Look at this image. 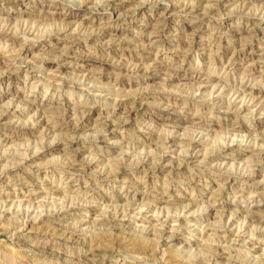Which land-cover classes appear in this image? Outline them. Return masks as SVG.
<instances>
[{
    "label": "rangeland",
    "instance_id": "374dc122",
    "mask_svg": "<svg viewBox=\"0 0 264 264\" xmlns=\"http://www.w3.org/2000/svg\"><path fill=\"white\" fill-rule=\"evenodd\" d=\"M57 1L0 0V264H264V167L249 181L264 152V0H121L118 23ZM195 2L199 19L152 31L170 3ZM55 141L71 149L43 153Z\"/></svg>",
    "mask_w": 264,
    "mask_h": 264
},
{
    "label": "bare ground",
    "instance_id": "6f19581e",
    "mask_svg": "<svg viewBox=\"0 0 264 264\" xmlns=\"http://www.w3.org/2000/svg\"><path fill=\"white\" fill-rule=\"evenodd\" d=\"M9 2H14V3H18V0H8ZM90 1L91 0H85L84 2L85 3H81V5L79 6V11H81V14H83V15H81V16H87V15H92V14H95V15H98V17L99 16H104V17H106V19L107 20H110V21H112V23H118V21H122L123 20V18H126L125 17V14L124 15H121V14H119V13H117L116 12V10H117V7L119 6V2L121 1V0H96V3H95V5L93 6H88L89 5V3H90ZM224 0H212V2L216 5V6H221L222 5V2H223ZM57 2H61V0H59V1H57ZM92 2V1H91ZM197 3L198 2H195V3H193V4H190V6H186L185 7V10L182 12L181 11V13H179V11L178 10H176V8H174L172 5H173V3H170V5H168L167 6V8L165 9V13L161 16V19L160 20H158L157 22H156V24L154 25V27L155 28H153L152 29V31L153 32H155V31H157L158 33H160V34H162V33H164L165 32V30H168L169 29V23H170V21H172V20H174L175 18L174 17H176V16H178V14L180 15V14H183V15H185V16H192V17H195V18H197V19H199V16H198V14H196L195 12H197L196 11V7H198V5H197ZM213 4V5H214ZM199 11V10H198ZM263 17H261V19L258 21V25L254 28V31H256L255 33H257V34H260V35H262V36H264V14L262 15ZM252 19V18H251ZM201 20V19H200ZM254 27V26H253ZM261 28V30H258V28ZM80 29H81V27L79 26V29H75V30H73V31H70V33H68V31L69 30H71V29H69L68 28V25L66 24L65 26H64V24H63V27H62V33H64V34H68V35H70V34H74L75 36H81L82 38H87L88 40H92V41H94V42H96V41H98V40H100L101 39V37L102 36H106V35H108L109 33L106 31L105 32V30H96V31H92V29L91 30H89L90 32H88L87 33V31H86V34H85V32L84 33H81V32H79L80 31ZM103 29V28H102ZM252 31V30H251ZM108 33V34H107ZM117 33V32H116ZM111 34V33H110ZM109 34V35H110ZM194 34H196V31H193V33L191 34L192 36H194ZM117 35H119L118 33H117ZM67 36V35H66ZM67 39H69V38H67ZM74 39V38H73ZM71 40V38L69 39V41ZM80 40H81V38L80 39H76L75 41H71L72 43H73V45L72 46H69V47H67V49L65 50L66 52H65V54H69L70 56H72V52L71 51H73V52H75L74 50H77V49H79L80 47L78 46L79 44H80ZM100 42H101V40H100ZM119 41L118 40H115V39H113V38H111L110 37V39H108L107 40V42H106V44L107 45H115V44H120V43H118ZM102 43V42H101ZM154 43V42H153ZM123 44V43H122ZM81 45H82V43H81ZM246 49L247 48H242L241 47V49L240 50H238V51H234L233 52V54H231L230 56V58L231 59H229L228 60V64H231V63H233V61H235V62H238V59L241 57V55H245V52H246ZM146 50V48L145 47H142L140 50H139V56H140V53H143L142 51H145ZM223 50V49H222ZM228 50V49H227ZM227 50H225V51H222V53L220 52V54H222V57H223V60H225L226 59V57H227ZM137 51V50H136ZM22 50L21 51H16V52H14V53H12V54H22ZM138 53V52H137ZM183 53V52H182ZM190 53H192L190 50H187L186 51V55L187 54H190ZM247 53V52H246ZM184 54V53H183ZM16 58V57H15ZM78 59H79V57H78ZM81 59L83 60V58L81 57ZM227 60V59H226ZM233 60V61H232ZM43 61V60H42ZM69 61V60H68ZM67 60L66 61H64L63 63H57L58 64V66H59V72H61L62 70V68L63 67H68V66H72V67H74V64L73 63H71V62H68ZM46 62H48V61H46ZM235 62H234V64L233 65H235ZM84 63V62H83ZM156 63V62H155ZM254 63V62H253ZM83 65V64H82ZM137 66V65H136ZM255 66V64H251V65H248L247 67L248 68H250V69H248L247 70V72H252L254 69H253V67ZM152 67V66H151ZM141 68H143V67H140V65H139V70L141 69ZM135 71H137L138 72V69L136 70L135 69ZM180 71H182V70H180ZM136 72V73H137ZM186 72V71H185ZM15 73H12V75H14ZM97 75H99V74H101V72H99V73H96ZM181 74V73H180ZM94 75V74H93ZM138 75V74H137ZM190 76V77H189ZM247 76H251V75H247ZM191 78L192 80H195V81H199L201 84H200V88L199 89H203V88H205V87H207L208 88V84L207 83H210L209 82V80L210 79H208V78H201V76H193V75H185V76H183V78ZM33 78V77H32ZM36 78L38 79V77L36 76ZM36 79V80H37ZM215 88V87H214ZM217 88V87H216ZM215 88V89H216ZM215 89H212V90H215ZM217 90H219V89H217ZM216 90V91H217ZM220 91V90H219ZM219 91H217V92H219ZM213 92V91H212ZM217 92H216V95H217ZM214 93V92H213ZM222 94V93H221ZM240 96H241V94H240ZM117 102H118V100H117ZM253 102H255V103H258V105L257 106H262V107H264V104H262V103H260V101H259V97L258 98H253ZM119 103V102H118ZM252 104V103H251ZM235 105V104H234ZM238 105V104H237ZM115 106V105H114ZM120 106V105H119ZM251 106V105H250ZM34 107V106H33ZM242 107H247L246 105H243ZM51 110H53L52 108H50ZM48 107H46V106H39V109L38 110H36V112L34 113V118L36 119V121L39 123V125L41 124V123H47V120H48V118L50 117V115L51 114H49L50 112H51V110H50ZM98 109V107H91V108H88L85 112H84V114H83V122H82V125H87L88 123H89V121H90V115L94 112V111H96ZM35 110V109H34ZM121 110V109H120ZM127 110H128V108H127ZM16 111V110H15ZM119 111V110H118ZM8 114L9 113H6V112H3L2 113V115H0V122H2V121H5L9 116H8ZM126 114V113H125ZM129 115H131V112L129 111ZM134 115H135V113H134ZM133 115V116H134ZM11 116V115H10ZM126 117V116H125ZM132 117V116H131ZM125 119H127V118H125ZM130 119V118H129ZM96 123V122H95ZM98 123V122H97ZM96 123V124H97ZM130 123V122H129ZM1 124V123H0ZM96 124H95V126H96ZM99 125V124H98ZM125 126V125H124ZM80 127V126H79ZM107 127V126H106ZM84 128V127H83ZM60 129V128H59ZM81 129V128H80ZM55 132V131H54ZM107 132V133H106ZM114 134V132L113 131H110V129H108V130H106V129H104V132L100 135V139H101V141L102 142H106L105 140H107L110 136H112ZM174 139V138H173ZM172 140V139H171ZM197 140V139H196ZM63 140H61V142H62ZM60 141H55V142H53L46 150L44 149V152L43 153H52V152H57V151H67V150H70L71 149V146H70V144H62ZM70 142V141H69ZM174 142V141H173ZM200 141H198L197 143H199ZM71 143V142H70ZM108 143V146L109 147H113L114 146V144H112V143H110V142H107ZM75 144V143H74ZM172 147H174V146H172ZM230 147V146H229ZM170 148V147H169ZM195 149V148H194ZM169 150V149H168ZM253 150V149H252ZM229 151V150H228ZM256 151V150H255ZM76 152V153H75ZM74 153L75 154H78V151H75ZM168 154H169V152H168ZM75 156V155H74ZM78 156V155H77ZM198 155H197V153L195 154V155H193V158H196ZM255 158H258V160H256L257 161V163H255V165L253 164V166L255 167L254 168V172H252L253 174L251 175V176H249V181H251L254 177H256V176H258L259 175V173L263 170V167H264V152H262L260 149H259V151H257V153L255 154ZM164 157V156H163ZM255 161V162H256ZM251 162V161H250ZM87 167V166H86ZM228 175V174H227ZM232 179H233V177H229L228 178V180L230 181H232ZM230 181V182H231ZM229 182V183H230ZM211 211H213V209H209L208 211H206L205 212V216H208V215H210V213H211ZM200 213V212H199ZM127 214V213H126ZM192 214V213H191ZM190 214V215H191ZM59 215V214H58ZM248 215V214H247ZM67 215L66 214H60L58 217H66ZM150 216V215H149ZM260 216V215H259ZM250 219H254V220H257L258 219V217H257V214H255V212H254V214H250L249 216H248ZM127 218V217H126ZM188 218H190V217H188ZM233 218V217H232ZM65 219V218H64ZM141 220H146L143 216H141V218H140ZM178 219V218H177ZM55 220H53V222H54ZM61 221V220H60ZM124 221V220H123ZM148 221V220H147ZM155 221V220H154ZM250 221V220H249ZM229 222H230V220H229ZM228 222V228H227V230H229V234H232V235H234L237 239H236V242H238V243H241V242H244V243H248V244H251L254 240L252 239V240H247L246 239V235L244 234L245 233V231L246 230H244V231H240V230H238L239 232H241V233H236V231H234V232H232L233 231V221L232 222H230L229 223ZM250 222H252V221H250ZM58 223V222H57ZM55 224V223H54ZM62 226V225H61ZM60 227V226H59ZM243 230V229H242ZM78 232V231H77ZM172 232V231H171ZM168 233V232H167ZM234 233V234H233ZM261 237L263 238L262 240H260L259 242H264V230H262L261 231ZM257 240H259V239H257ZM227 242V241H226ZM255 247V246H254ZM256 249V248H255ZM254 249V250H255Z\"/></svg>",
    "mask_w": 264,
    "mask_h": 264
}]
</instances>
